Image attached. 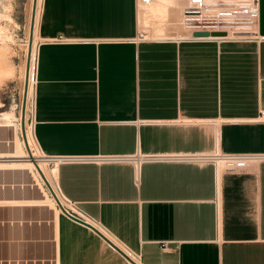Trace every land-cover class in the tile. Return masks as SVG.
<instances>
[{
	"label": "crops",
	"instance_id": "0c3cea01",
	"mask_svg": "<svg viewBox=\"0 0 264 264\" xmlns=\"http://www.w3.org/2000/svg\"><path fill=\"white\" fill-rule=\"evenodd\" d=\"M40 4L32 133L43 156L264 152V38H139V0ZM255 29L264 37V0ZM9 163L0 264H129L90 224L39 203L38 186ZM54 165L61 194L140 264H264V161L232 172Z\"/></svg>",
	"mask_w": 264,
	"mask_h": 264
},
{
	"label": "built area",
	"instance_id": "2783aa9c",
	"mask_svg": "<svg viewBox=\"0 0 264 264\" xmlns=\"http://www.w3.org/2000/svg\"><path fill=\"white\" fill-rule=\"evenodd\" d=\"M146 2L147 0H142ZM179 4V21L188 33L183 38L194 41L236 40L248 41L263 39L256 33L258 0H176ZM196 31H221L225 35L193 36ZM138 37L144 33L138 31ZM177 39V38H174ZM37 58L32 64V77L36 82ZM33 84V85H34ZM29 126H33V98ZM258 119L264 120V110H260ZM54 164L58 163H129L136 170L141 162H209L217 171H243L248 166L264 161V152L218 151L209 153H162V154H93V155H58L45 156ZM59 190V188H58ZM61 204L59 211L80 221L90 224L105 240L116 248L129 264H140L139 255L119 244L115 238L98 222L88 218L76 209L73 202L65 198L60 190Z\"/></svg>",
	"mask_w": 264,
	"mask_h": 264
},
{
	"label": "rangeland",
	"instance_id": "374dc122",
	"mask_svg": "<svg viewBox=\"0 0 264 264\" xmlns=\"http://www.w3.org/2000/svg\"><path fill=\"white\" fill-rule=\"evenodd\" d=\"M32 9V0H0V57L4 64L6 62L5 65L8 66V68L11 67V69H9V71H11L9 72V76L0 83V154L12 151L16 143L17 146L23 149L28 155L35 154L33 146H28L22 142V140H24L23 126L30 127L29 122L33 98V90L27 100L24 92H22L25 86L23 72H27L26 69L28 67L26 47L32 42ZM145 32L148 36L147 29H145ZM8 112L11 113L12 116H10L9 119H5L3 113ZM29 158H32V156H29ZM16 160L20 161L21 158L0 157V162H12ZM47 162L45 169L49 171V169H52L55 165L52 162ZM11 170L21 174L24 182L32 183V181L26 180L29 179L27 170ZM31 171L34 173L36 172L33 168ZM36 176L39 178L38 175ZM39 179L47 195H50L49 197L52 199L53 206L59 210V205L62 202H60L56 195V199L54 200L51 196L52 193L50 192L48 183L44 180L42 181L41 178Z\"/></svg>",
	"mask_w": 264,
	"mask_h": 264
},
{
	"label": "bare ground",
	"instance_id": "6f19581e",
	"mask_svg": "<svg viewBox=\"0 0 264 264\" xmlns=\"http://www.w3.org/2000/svg\"><path fill=\"white\" fill-rule=\"evenodd\" d=\"M32 1H33L32 25H31L32 42L26 47V51L28 54V67L26 69L27 72L26 71L23 72V79L25 80L26 90L23 89L22 92H24L26 100L31 95L33 90L32 83L34 84V80L32 77V64L35 58L38 15L41 7L40 0H32ZM174 2L171 0H147L146 2L139 0V7H138V18H139L138 23L140 28L139 31H142L146 37L149 36L150 38H158V39L171 38L173 36L174 38L175 37L183 38L184 36H186L188 33L182 28L179 21L180 11H178V14L176 15L173 14L174 12L172 11V6L174 5ZM137 4H138V0H137ZM144 28L147 29L148 36L145 34L146 32ZM5 64L2 62L0 57V83L3 81V79H6V77H8L10 74L9 72H11L9 71L11 67L8 68V66H6ZM33 98H34V90H33ZM3 116L5 117V119L6 118L9 119L10 116L12 115L11 113L8 112V113H3ZM23 127H24V134H23L24 140H22V142L28 146H33L35 149V154L28 155L27 153H25L23 149H20L16 143L14 144L13 152L10 153L8 156L21 158V160L12 161L7 165L14 168L26 169L30 173L31 181H33V183L38 186L40 192L42 193L43 198H41L42 200H40L39 203H44L47 205L49 204L50 206H53L51 201L52 199L49 197L50 195H47L44 188L41 186L42 184L39 182L40 180L39 178H41L42 181L44 180L48 183L50 192L52 193L51 195L52 198H54L55 200L56 199L55 195H56L61 202L59 190L55 182L56 168L53 167L52 169H49V171H46L45 165L48 163L47 161L50 162V159H48L47 157L44 158L42 152L38 148L36 141L33 137L32 128L28 126L25 127V125ZM20 133H21V129H20ZM29 156H32V158H29ZM32 168L35 169L36 171L35 173L37 174L31 171ZM36 175H38L39 178ZM55 210L56 212L58 211L56 207Z\"/></svg>",
	"mask_w": 264,
	"mask_h": 264
},
{
	"label": "water",
	"instance_id": "95a60500",
	"mask_svg": "<svg viewBox=\"0 0 264 264\" xmlns=\"http://www.w3.org/2000/svg\"><path fill=\"white\" fill-rule=\"evenodd\" d=\"M193 36H206V35H225L224 32L221 31H212V32H207V31H196L192 33ZM24 90H26V84L24 86Z\"/></svg>",
	"mask_w": 264,
	"mask_h": 264
}]
</instances>
